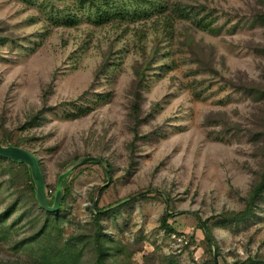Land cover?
Returning a JSON list of instances; mask_svg holds the SVG:
<instances>
[{"label":"rangeland","instance_id":"1","mask_svg":"<svg viewBox=\"0 0 264 264\" xmlns=\"http://www.w3.org/2000/svg\"><path fill=\"white\" fill-rule=\"evenodd\" d=\"M261 15L264 0H0V146L36 158L48 207L63 180L44 211L29 168L0 157V264L67 245L79 264H264Z\"/></svg>","mask_w":264,"mask_h":264},{"label":"trees","instance_id":"2","mask_svg":"<svg viewBox=\"0 0 264 264\" xmlns=\"http://www.w3.org/2000/svg\"><path fill=\"white\" fill-rule=\"evenodd\" d=\"M182 14L183 12L180 13L181 18H182ZM259 17L261 18L262 21H264V15H261ZM163 24L165 26V27L163 26V28H171V21L168 15H166L165 18H163ZM0 40H2V42H5L7 39L4 38ZM133 108L135 112L138 111V107L136 105H134ZM263 135H264V132H263ZM22 167L25 172L26 180L30 183L27 168L24 165ZM28 185H29L28 188L31 192L32 197L35 198L33 187L31 186V184H28ZM263 190H264V172L261 174V177L258 183L251 190L250 202H253L256 198L262 195ZM45 215H46L48 222L52 221V219L56 216V214H48V213H45ZM103 215H104V212L100 210L98 212V216L96 220L99 221V218L102 217ZM168 218L169 216L166 215L165 213L160 220L161 226L165 230H167L168 234H171L170 238L175 240V238L178 237V235H176L174 231L167 225ZM206 239L209 245L211 246L210 240L207 237ZM38 252L39 254L35 260L36 264H79L81 255H82V252L80 250H76L75 248H72L69 245H67V247H62V248L57 247V248H52V249L41 247Z\"/></svg>","mask_w":264,"mask_h":264},{"label":"water","instance_id":"3","mask_svg":"<svg viewBox=\"0 0 264 264\" xmlns=\"http://www.w3.org/2000/svg\"><path fill=\"white\" fill-rule=\"evenodd\" d=\"M0 157L8 159L13 162H20L29 168L30 178L32 181L33 189L35 190L36 199L40 205V208L47 212H56L58 210L59 200H60V186L63 182L61 179L59 181V188L54 198V205L52 208L48 207L46 187L41 176L40 169L38 167V162L36 158L25 150L18 148L7 147L2 148L0 146ZM95 204V203H94Z\"/></svg>","mask_w":264,"mask_h":264},{"label":"built area","instance_id":"4","mask_svg":"<svg viewBox=\"0 0 264 264\" xmlns=\"http://www.w3.org/2000/svg\"><path fill=\"white\" fill-rule=\"evenodd\" d=\"M175 244L176 246H184L187 244V242L184 240V237H177Z\"/></svg>","mask_w":264,"mask_h":264}]
</instances>
